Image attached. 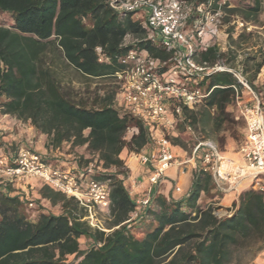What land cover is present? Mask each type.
<instances>
[{"label":"trees","instance_id":"1","mask_svg":"<svg viewBox=\"0 0 264 264\" xmlns=\"http://www.w3.org/2000/svg\"><path fill=\"white\" fill-rule=\"evenodd\" d=\"M205 1L187 0L192 7L189 25L198 18L196 6ZM220 1L212 8L227 7ZM240 1L228 12L243 22L255 20L263 11V0ZM128 36L131 41L126 43ZM232 37L230 32L234 44ZM228 46L223 53L209 44L196 50L193 58L220 64L224 56L234 54ZM130 51L156 61L158 75L174 64L172 50L148 39L140 20L132 14L122 16L108 0H0V114L29 121L46 136L47 149L63 151L68 146L75 152L84 147L90 160L83 165L73 154L71 162L82 170L95 159L92 176L108 182L110 192L106 233L83 221L85 212L75 200L48 187L42 188L41 196L53 206L60 204L61 213L39 214L34 221L24 214L27 202L20 195L0 191V264H64L68 256L70 264H245L264 251V194L245 190L233 212L218 217L212 205L198 203L201 193L208 195L216 188L211 174L200 166L186 196L153 195L151 203L133 215L136 203L124 184L126 170L119 155L124 149L144 153L153 142L149 127L118 112L115 92L84 98L68 87L73 77L79 82L115 81L123 69L120 59ZM100 56L108 61L99 62ZM250 62L258 73L264 53L259 60L246 57L244 72ZM207 79L211 92L198 106L204 110L199 115L198 107H183L178 123L183 130L210 120L219 129L235 98L233 87H240L228 72L206 76L200 83ZM44 160L64 166L58 157ZM81 237L89 239L86 248L80 247Z\"/></svg>","mask_w":264,"mask_h":264},{"label":"built area","instance_id":"2","mask_svg":"<svg viewBox=\"0 0 264 264\" xmlns=\"http://www.w3.org/2000/svg\"><path fill=\"white\" fill-rule=\"evenodd\" d=\"M215 1L199 3L195 8L198 18L189 25L187 22L192 7L187 0H108L114 11L122 16L132 14L140 20L147 30L148 39L174 52V64L160 75L154 71L157 62L145 55L130 51L121 58L123 69L115 74L118 92L114 98V107L120 114L130 115L149 127L153 152L139 153L137 158L142 166H149L147 183L150 188L159 184L166 171L175 163L173 145L165 134L174 132L181 122L183 107L194 110L211 92L189 90L178 83L177 78L201 81L218 72L233 74L240 85L239 88L233 87L235 102L246 124L239 150L241 162L226 160L214 143L198 138H195L193 156L199 159L200 169L211 174L217 187L225 184L234 187L240 180L248 178L251 187L264 194V100L261 93L249 84L242 71L229 69L222 63H198L193 58L196 50L209 46L215 36L211 28H217L223 17L221 8H212ZM235 23L240 30H249L243 21L237 20ZM209 35L211 38L206 39ZM128 39L131 38L128 36L126 43ZM98 61L108 60L100 56ZM243 94L248 99H244ZM185 132L194 131L190 125H185ZM225 163L229 164V168H224ZM96 164L97 161L93 159L82 170L54 166L45 162L39 153L22 149L12 160L6 155H0V178L6 176L10 182H23L26 178L40 180L45 187L75 200L84 210L83 221L90 228L105 231L99 225L97 214H109L110 192L108 182L92 176L97 169ZM175 190L180 191L178 187ZM21 198L29 208L34 205L26 196ZM151 201L150 196L137 199L133 215L136 217ZM253 264L261 263L254 261Z\"/></svg>","mask_w":264,"mask_h":264},{"label":"rangeland","instance_id":"3","mask_svg":"<svg viewBox=\"0 0 264 264\" xmlns=\"http://www.w3.org/2000/svg\"><path fill=\"white\" fill-rule=\"evenodd\" d=\"M222 1L223 0H221L220 2ZM245 1L252 2V0H245ZM224 2H225L224 4H227V7L222 8L224 14L220 21V24L217 26V30L219 31L220 36L216 41L217 44H219V47L223 53H226L228 51L229 48L228 45H230V49L234 51V54H231V56L228 55L224 56L221 62L224 66H226L229 69L242 71L245 78L251 82V83L249 82V84H251V86L255 90H258L261 93L262 98L264 100V66L260 69L258 73H255V68L253 67V63L250 62L248 65V71L247 72L243 71L244 69L243 60L246 57H255L256 60H259L260 53H264V0H263V11L257 16V18L249 22H244L247 24L249 30H245V29L240 30L235 23L237 20H241L240 17L236 15H231V13L228 12L229 10L235 8L238 4H242L243 1L241 2L240 0H225ZM230 32L233 33L232 40L235 42L234 44H232L231 41L229 40ZM239 35L242 36L241 39L238 38ZM130 41L131 39L127 40V42ZM209 44L210 45L215 44V41L212 40L209 42ZM184 50L185 53L187 54L188 51L186 50V48H184ZM259 80L260 82H258ZM177 82L189 90L199 89L202 93H206L210 86L209 79H207L204 83H200V81L198 80L189 79L186 81L184 78L178 77ZM68 87L70 88V90H72V93L75 96L77 97L82 96L84 98H86L87 96L94 97L96 95L103 96L110 92H115V96H116L118 92V85L116 83V80L113 82L111 80L110 81L91 80L88 82H79L73 77V81L71 84H68ZM243 96L244 99H248V96L246 94H243ZM203 110L204 107L200 106L196 109V112L199 115H201ZM216 115L217 114H214L213 116ZM226 115L227 116L225 117L224 122L222 123L221 127L217 130L214 127V121L210 120L205 126H203V124L196 125V128L193 129L194 131L193 133L185 132V130H183L182 127H180V125H178L174 130V132L169 134L166 133L165 135L171 141L172 144L173 142L176 143V145L173 144L174 146L179 147L186 153V157H192V158L194 157V160L196 159L199 161L197 156H193V148L196 143L195 138H198L202 140H208L214 143L221 151L223 157L226 160H234L237 162H241L239 150L244 140L246 124L242 115L240 114V110L235 102V98L226 107ZM70 150L71 149H69L68 147H64L63 151H58V152L66 154ZM124 150L128 152L127 154H132L137 156V154L129 151L128 149H124ZM71 153L75 154L76 157H81V163L83 165L85 162L90 160V157L86 155L85 150H82L81 148H78L77 151ZM225 166L226 167L224 168H229L228 167L229 164L227 165L226 163ZM69 167L72 166L69 165ZM16 183L17 182L15 181L13 182L8 181L6 176L0 178L1 186H7L12 191L16 190V186H17ZM219 187H220L219 190H217L216 192L210 191L208 195H205L203 197V202L217 196L216 199L209 201V203L215 208V214L218 217H223L230 215L233 212L234 204L237 201L231 205L232 207L224 208L220 203L221 200L220 198L223 196V194H225L226 190H228V185L225 184ZM248 189L255 190L252 187H247L246 189L242 190V192ZM57 205L60 206V204ZM23 212L30 219L36 217V215L38 214V209L36 204H34L31 207V209L27 205H25ZM97 219L99 225L105 230L104 232L108 233L109 231L105 229V226L108 222V214L99 213L97 214ZM88 242L89 239L87 237H81L79 239V243L82 248L87 247ZM255 259L245 264H253ZM71 261H72V256H68L67 259L64 261V264H70ZM242 264H244V261Z\"/></svg>","mask_w":264,"mask_h":264},{"label":"crops","instance_id":"4","mask_svg":"<svg viewBox=\"0 0 264 264\" xmlns=\"http://www.w3.org/2000/svg\"><path fill=\"white\" fill-rule=\"evenodd\" d=\"M211 29L212 34L215 35L214 39H211V41L214 40L215 44L219 47V44H217L216 41L220 36L219 31L216 27H212ZM210 38V35L206 36V39ZM258 82H260V80ZM46 142V136L36 132L29 121L21 122L13 116L0 114V154L7 153L10 156H14L19 150L30 149L39 153L44 159L51 160L58 157L59 161L64 166L70 165L76 167V164L71 162L73 153L63 154L59 153L57 150L53 151L47 149L45 146ZM81 149L85 150L84 147ZM77 150L78 149H76V151ZM152 152L153 145L149 146V148L144 151V153L148 154H151ZM173 152L175 154V163L166 171L161 182L150 188L147 183L149 166H142L136 155L127 154L128 152L125 150L120 153L119 158L124 162L126 170L124 184L127 187L130 196L135 201L147 196L152 198L153 195H161L167 199H180L188 194L200 162L196 159L194 160V157H186V153L174 145ZM134 184H137V186H134ZM16 185L15 191L10 190L7 186H0V191L10 196H26L28 200L32 201L33 204H36L38 214L36 217L30 218V220L34 221L39 214L51 213L58 215L61 213V207L59 205L53 206L47 199L41 196V190L45 186L40 180L26 178L23 182H17ZM133 186L134 188H132ZM175 187H178L180 191H176ZM247 187H251L248 178L240 180L234 187H228V190H226L225 194L220 198L221 205L224 208L232 207L231 205L237 201L239 194ZM219 188L220 187L212 189L211 192H216ZM204 196L205 194L201 193L198 203L210 205L209 201H212L217 197H213L203 202ZM87 245H89V242ZM255 261L264 264V252L258 255Z\"/></svg>","mask_w":264,"mask_h":264},{"label":"bare ground","instance_id":"5","mask_svg":"<svg viewBox=\"0 0 264 264\" xmlns=\"http://www.w3.org/2000/svg\"><path fill=\"white\" fill-rule=\"evenodd\" d=\"M232 161H234V160H232ZM234 162H236V163H238L237 161H234ZM226 164V163H225ZM227 165H228V163H227ZM226 167V166H225Z\"/></svg>","mask_w":264,"mask_h":264}]
</instances>
